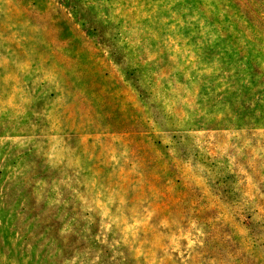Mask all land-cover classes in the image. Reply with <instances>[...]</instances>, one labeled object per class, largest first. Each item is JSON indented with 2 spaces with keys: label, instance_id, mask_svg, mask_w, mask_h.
<instances>
[{
  "label": "rangeland",
  "instance_id": "374dc122",
  "mask_svg": "<svg viewBox=\"0 0 264 264\" xmlns=\"http://www.w3.org/2000/svg\"><path fill=\"white\" fill-rule=\"evenodd\" d=\"M0 264H264V0H0Z\"/></svg>",
  "mask_w": 264,
  "mask_h": 264
}]
</instances>
